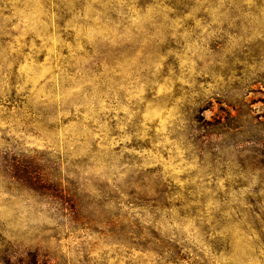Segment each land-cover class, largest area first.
Segmentation results:
<instances>
[{
	"label": "rangeland",
	"instance_id": "1",
	"mask_svg": "<svg viewBox=\"0 0 264 264\" xmlns=\"http://www.w3.org/2000/svg\"><path fill=\"white\" fill-rule=\"evenodd\" d=\"M0 264H264V0H0Z\"/></svg>",
	"mask_w": 264,
	"mask_h": 264
},
{
	"label": "trees",
	"instance_id": "2",
	"mask_svg": "<svg viewBox=\"0 0 264 264\" xmlns=\"http://www.w3.org/2000/svg\"><path fill=\"white\" fill-rule=\"evenodd\" d=\"M57 190L60 192L61 195L64 194V191L61 188H58Z\"/></svg>",
	"mask_w": 264,
	"mask_h": 264
}]
</instances>
